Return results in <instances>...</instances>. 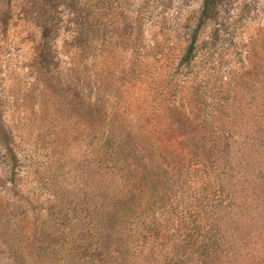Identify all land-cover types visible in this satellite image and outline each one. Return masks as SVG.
I'll return each instance as SVG.
<instances>
[{
  "label": "rangeland",
  "instance_id": "1",
  "mask_svg": "<svg viewBox=\"0 0 264 264\" xmlns=\"http://www.w3.org/2000/svg\"><path fill=\"white\" fill-rule=\"evenodd\" d=\"M202 4L0 0V264H126L211 236L200 127L264 79V0H219L186 64Z\"/></svg>",
  "mask_w": 264,
  "mask_h": 264
},
{
  "label": "trees",
  "instance_id": "2",
  "mask_svg": "<svg viewBox=\"0 0 264 264\" xmlns=\"http://www.w3.org/2000/svg\"><path fill=\"white\" fill-rule=\"evenodd\" d=\"M218 1L203 0L182 62L190 64L195 58L197 32L213 20ZM252 78L242 76L226 108L211 112L212 120L200 127L205 136L209 134L212 179L220 196L215 212L222 213L215 214L211 236L196 239L197 229L192 227L183 237L181 251V245L170 239L168 255L131 254L126 264H264V79L254 83Z\"/></svg>",
  "mask_w": 264,
  "mask_h": 264
}]
</instances>
